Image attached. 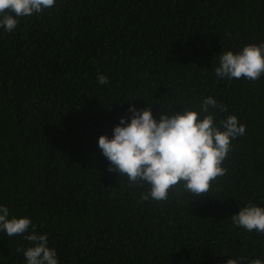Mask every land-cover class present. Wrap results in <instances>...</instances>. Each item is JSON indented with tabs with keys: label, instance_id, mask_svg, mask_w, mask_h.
Returning a JSON list of instances; mask_svg holds the SVG:
<instances>
[{
	"label": "trees",
	"instance_id": "16d2710c",
	"mask_svg": "<svg viewBox=\"0 0 264 264\" xmlns=\"http://www.w3.org/2000/svg\"><path fill=\"white\" fill-rule=\"evenodd\" d=\"M262 40L264 0H57L0 29V203L48 233L60 264L264 259V235L230 220L238 204L264 205V76L213 72L222 50ZM206 96L227 108L217 120L246 125L208 195L177 189L149 202L146 186L108 172L98 137L130 101L158 118ZM28 246L0 233V264H24Z\"/></svg>",
	"mask_w": 264,
	"mask_h": 264
},
{
	"label": "clouds",
	"instance_id": "9594fccd",
	"mask_svg": "<svg viewBox=\"0 0 264 264\" xmlns=\"http://www.w3.org/2000/svg\"><path fill=\"white\" fill-rule=\"evenodd\" d=\"M57 0H0V29L15 31L20 18L42 14ZM217 59V55L215 57ZM215 77L231 82L258 80L264 76V40L238 50H222L213 68ZM110 78L97 73L98 85ZM146 102V101H145ZM137 108L129 102L127 113L113 127L111 136L98 137V148L109 162L108 172L126 177L128 186L144 187L145 201L167 200L170 192L180 189L194 198L208 195L232 149V141L245 135L246 125L236 115L217 120L227 112L222 102L206 96L195 108L185 105L181 111L162 110L158 118L153 105ZM210 196V195H209ZM230 216L235 228L264 235V205L247 201ZM0 233L21 236L29 246L19 249L24 264H60L57 250L49 246L48 233L36 230L29 216H16L0 203ZM226 264H264V259L236 257Z\"/></svg>",
	"mask_w": 264,
	"mask_h": 264
}]
</instances>
